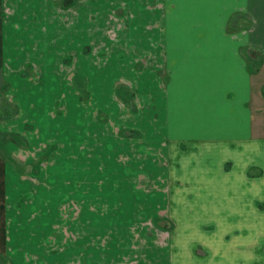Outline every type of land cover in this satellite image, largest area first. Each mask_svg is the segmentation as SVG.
Segmentation results:
<instances>
[{"label": "crops", "instance_id": "0c3cea01", "mask_svg": "<svg viewBox=\"0 0 264 264\" xmlns=\"http://www.w3.org/2000/svg\"><path fill=\"white\" fill-rule=\"evenodd\" d=\"M18 1L20 10L0 21L8 74L32 68L40 79L27 78L25 90L30 82L45 89L57 75L72 116L79 107L97 115L73 134L70 226L55 228L63 243L70 233L71 252L57 243L56 259L21 264H264V187L251 184L252 172L264 170L254 110L264 0H126L131 18L122 16L128 28L115 37L112 0H71L74 19L55 14L63 0ZM29 112L45 136L59 135ZM145 127L161 135L149 154Z\"/></svg>", "mask_w": 264, "mask_h": 264}, {"label": "rangeland", "instance_id": "374dc122", "mask_svg": "<svg viewBox=\"0 0 264 264\" xmlns=\"http://www.w3.org/2000/svg\"><path fill=\"white\" fill-rule=\"evenodd\" d=\"M87 1L74 0L77 4H85ZM8 2L0 7V21L1 19L7 20V17L14 14V8L19 1L11 0L10 6L7 5ZM69 2L71 0H63L64 5H61L63 8L55 9V14L62 13L61 17H65V19H68L69 16L67 15H71L72 19L76 18L75 14H69L68 10L71 8L66 6ZM111 6L113 8L110 9L108 21L111 19L110 22L113 23L108 30L115 37L120 34V30H127L128 28L122 26V16L125 15V22L131 17L127 15L129 5L126 0H112L111 5L107 7L110 8ZM16 9H19L18 6ZM61 17L58 18L57 16L56 20L64 21ZM4 56L0 53V264H21L31 261L38 262L42 259H56L62 253H59L60 249L54 246L61 244V248H67L65 253L69 254L75 243L71 242V235L68 231V236L65 237L69 238V241L63 243L60 238L66 233L63 234L61 230L55 229L70 226L67 223L68 221L70 223V220L66 219L65 216H70L73 209L71 200L74 183L72 170L73 134L85 129L86 122L82 119L97 115L95 113L92 115L83 113V107H79L80 113L77 114V109L76 112L74 111L76 117L72 116L75 109L73 98H69L68 87L57 75L48 76L49 85L45 89L43 87L37 89L36 85L30 82L27 90H25L24 83L26 80L34 79L32 81H35L40 77L36 78L35 72L31 74L32 68L23 73L17 69L15 75L8 74L10 68L5 66L9 65L11 59L9 58L10 55L3 58ZM72 67L70 65L67 68L71 72L70 75L73 74ZM256 70L258 71L256 83L258 86L260 85L261 91L259 92L258 89L255 91L254 105L256 107L253 108L257 117V130L264 134V65L259 63ZM80 79L81 77H78L75 82L79 84ZM69 82L72 80L70 79ZM18 86L20 91L10 94L11 90ZM64 93L67 94V97H63ZM77 93H80L78 88L75 91V99H78ZM19 95L24 96L23 105L20 103ZM57 99H60L58 103H56ZM84 99L88 101L86 95H84ZM87 101H83V103L89 107L90 102ZM95 109L97 108L95 107ZM7 110L10 114L15 113L12 115L15 116L10 120L7 119ZM27 110L30 111L31 116L41 117L49 132L54 131L59 135L45 136L41 127H36L35 124L32 126L33 124L29 122V115L26 113ZM48 110L49 119L46 116ZM103 112L101 113L102 116L106 117V113ZM23 123L28 124L25 129H23L24 127L21 128ZM12 130H19V133H11ZM15 134H19V137ZM139 135L140 142L145 144L146 154H149L150 151L152 153L154 151L153 145L161 136L158 130H150L145 127ZM84 155L86 156V152ZM56 165L62 168L58 172L53 169ZM64 167L65 169H63ZM251 178V184L256 189L258 188L257 190L264 187V170L253 171ZM143 181L144 184L147 183L146 179ZM163 190L167 194V187ZM257 194L263 195L258 192ZM257 205L261 211H264V195L263 198L259 199ZM207 226L213 229L216 223L211 221ZM44 238L48 241L45 243H52L51 246L44 243ZM164 238L166 239V237ZM260 239L258 244L264 247V236ZM47 248L51 249L53 256L48 254ZM198 252L206 253L203 249Z\"/></svg>", "mask_w": 264, "mask_h": 264}, {"label": "bare ground", "instance_id": "6f19581e", "mask_svg": "<svg viewBox=\"0 0 264 264\" xmlns=\"http://www.w3.org/2000/svg\"><path fill=\"white\" fill-rule=\"evenodd\" d=\"M139 174V173H138Z\"/></svg>", "mask_w": 264, "mask_h": 264}]
</instances>
